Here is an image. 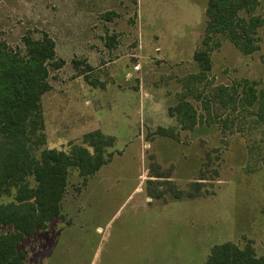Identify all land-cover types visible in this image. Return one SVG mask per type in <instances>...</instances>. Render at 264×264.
<instances>
[{
    "label": "rangeland",
    "instance_id": "1",
    "mask_svg": "<svg viewBox=\"0 0 264 264\" xmlns=\"http://www.w3.org/2000/svg\"><path fill=\"white\" fill-rule=\"evenodd\" d=\"M253 1L241 15L264 20V0ZM207 2L0 0V41L25 53L24 36L48 33L64 60L49 68L52 88L42 96L46 143L35 153L81 144L89 113L102 121L110 110L106 132L116 137L110 162L86 184L71 170L63 216L19 244L26 264H206L213 246L224 242L250 243L264 255V124L252 108L214 105L204 123L183 130L168 111L188 89L186 100L201 114V101L219 85L232 93L248 79L264 89V24L251 54L219 35L212 69L189 84L200 71L194 52L203 48ZM141 104L155 111L150 126ZM166 114L174 122H165ZM159 127L174 128L176 137L161 135ZM206 154L211 159L202 166ZM200 171L206 179L197 190ZM12 199L13 193L0 200Z\"/></svg>",
    "mask_w": 264,
    "mask_h": 264
},
{
    "label": "trees",
    "instance_id": "2",
    "mask_svg": "<svg viewBox=\"0 0 264 264\" xmlns=\"http://www.w3.org/2000/svg\"><path fill=\"white\" fill-rule=\"evenodd\" d=\"M253 2L208 0L203 48L194 52L200 71L190 75L189 84L193 79L206 78L212 69L211 51L219 46L216 39L219 35L245 54L259 48L256 31L264 20L251 13L247 17L241 15L242 10L251 11ZM23 42L25 53L0 41V199L13 193L11 201L0 200V264H26L25 253L19 249V244L63 216L62 201L71 170L77 169L86 184L90 176L110 162L112 154L107 150L116 140L97 129L84 134L82 143L73 145L69 151L44 148L39 155L35 153L34 150L46 143L42 96L52 88L49 68H61L64 60H58L55 40L48 33L38 39L24 36ZM212 42L215 44L211 45ZM256 85L255 81L244 79L239 85L241 91L234 88L230 93L225 85L210 89L209 95L201 101L202 114L186 100L193 92L188 89L168 111L183 130L192 131L204 123L203 118L210 116L214 105L230 107L233 112L239 108L244 111L252 108L254 111L250 112L257 117L256 122L264 124V89L258 90ZM203 92L199 90L196 98L199 99ZM227 121L226 118L225 125ZM158 131L161 135L176 137L174 128L159 127ZM206 155L202 166L210 162L211 155ZM205 179L206 175L200 171L194 181L197 190ZM175 195L179 197L181 191H176ZM206 264H264V255L257 256L250 243L240 247L233 242H224L213 246Z\"/></svg>",
    "mask_w": 264,
    "mask_h": 264
},
{
    "label": "crops",
    "instance_id": "3",
    "mask_svg": "<svg viewBox=\"0 0 264 264\" xmlns=\"http://www.w3.org/2000/svg\"><path fill=\"white\" fill-rule=\"evenodd\" d=\"M176 55L178 56V53H176ZM141 102L142 103H144L143 102V99L141 100ZM89 104H91V105H89V107H90V109L92 108L93 109V111L94 112H96V108L94 107L93 108V106H92V101L90 100V102H89ZM104 106H106V105H108V103H106V101H105V103L103 104ZM141 108H140V110L141 111H143V120H144V122H148V124H149V126H150V124L152 123V121H154V120H152V118L154 119L155 118V111H153L150 107H149V109H147L146 111H145V105L143 104H141ZM107 110H105V112H106ZM110 110H108L107 112H106V114L109 112ZM145 111V112H144ZM167 113V112H166ZM106 114H105V116H104V120H102V121H100L101 119H97L96 117H95V115L93 114V115H91L90 113H89V117H88V119H87V121H86V125L84 126H82V131H81V134L82 135H84V134H86V133H88V132H90V131H94V130H97V129H99V130H101L102 132H104L105 134H107V132H106V128H109L110 127V125H111V123H112V121H113V118L114 117H112V118H109V116H106ZM107 115H110V113H108ZM167 117V114L166 115H164L163 117H162V119L164 118V121L165 122H167L168 124H171V122H174V119L172 118V117H170V119H169V121H167L166 118ZM95 120H98L97 121V123H95ZM72 125V124H71ZM72 128H73V125H72ZM71 131H74V129H71ZM110 135V134H109ZM112 136H114V135H112ZM115 137V136H114ZM115 139H116V137H115ZM115 144H116V140H115ZM173 145H175V144H173ZM181 146V145H184V144H176V146ZM186 146V145H185ZM199 160H200V157H199ZM108 164V163H107ZM106 164V165H107ZM105 166V165H104ZM101 170V169H100ZM99 170V171H100ZM98 171V172H99ZM97 172V173H98ZM95 175V174H94ZM91 177V176H90ZM89 177V178H90ZM139 176H137V178H138ZM89 178H88V180H89ZM87 180V181H88Z\"/></svg>",
    "mask_w": 264,
    "mask_h": 264
},
{
    "label": "built area",
    "instance_id": "4",
    "mask_svg": "<svg viewBox=\"0 0 264 264\" xmlns=\"http://www.w3.org/2000/svg\"><path fill=\"white\" fill-rule=\"evenodd\" d=\"M136 68H139V67H136Z\"/></svg>",
    "mask_w": 264,
    "mask_h": 264
}]
</instances>
